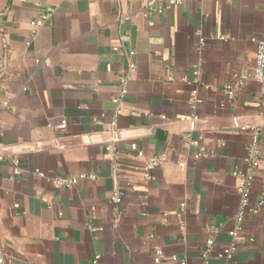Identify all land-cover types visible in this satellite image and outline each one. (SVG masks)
Instances as JSON below:
<instances>
[{
	"label": "crops",
	"instance_id": "obj_1",
	"mask_svg": "<svg viewBox=\"0 0 264 264\" xmlns=\"http://www.w3.org/2000/svg\"><path fill=\"white\" fill-rule=\"evenodd\" d=\"M147 1L0 0L4 264H90L96 255L100 264H155L158 249L160 264H203L205 255L208 264H264V214L250 213L264 209L260 89L248 81L230 100L223 92L252 69L264 0H189L152 16L151 26L140 14ZM242 127L259 129V167L246 161L252 135ZM59 136L62 151L53 146ZM188 136H202L207 158L194 159ZM131 144L166 161L145 179ZM81 175L95 178L53 186ZM247 176L249 203L232 239L236 188ZM232 243V257L218 258Z\"/></svg>",
	"mask_w": 264,
	"mask_h": 264
},
{
	"label": "built area",
	"instance_id": "obj_2",
	"mask_svg": "<svg viewBox=\"0 0 264 264\" xmlns=\"http://www.w3.org/2000/svg\"><path fill=\"white\" fill-rule=\"evenodd\" d=\"M189 0H149L147 1L143 7L142 10L140 11V14L142 18H144L147 22L148 26L152 25V20L151 17L154 15H161L166 9L171 8V7H176L180 6ZM49 15H43L41 16L40 19L37 21H34L31 23V26L33 27V33H36L37 29L40 28L46 18ZM253 42L256 45V50L254 54V60H253V66L252 69L249 73L241 74V75H234L232 76V79L226 83L223 87V92L226 96L227 99H232L234 95L236 94L237 89H240L245 83L248 81L254 82L256 85L259 86L260 89V96H259V106H260V111L264 113V25L261 26V33L258 38L253 39ZM128 71L132 72L134 71V65L130 64L128 66ZM194 75L198 74L197 68L194 69L193 72ZM129 77L127 75H123L119 79V83L122 86V89L120 91V96L123 97L127 94V89L125 88L126 83L128 82ZM186 79H184L185 81ZM193 101L190 104V108L193 111L192 114L190 115L189 119L191 120L192 124L195 125L196 122L199 120L198 116L195 114V93L193 95ZM114 103H119L118 99L113 100ZM7 106V105H6ZM222 106V105H221ZM220 106V107H221ZM116 126V119H114L111 122V127L114 128ZM57 129L63 133L64 130L66 129V122L61 121L60 124L57 126ZM241 131H249L251 133V142L248 145V156L246 158V161L251 167H259L260 160L258 159L257 156V147H258V141H259V129L257 128H252V129H247L245 127L241 128ZM189 144L188 148L192 147L196 151L194 153V159H203L207 158V153L205 152L203 146H202V136H198L197 138H189ZM53 146L54 149L58 151H62L65 149V144L63 143V136L55 137L53 139ZM131 150L135 153V157L142 162V172L145 177V179L148 177L150 171L154 170L158 166L162 165L165 161L166 158L163 154H160L155 157L151 158H146L142 151L138 148L136 144H131L130 145ZM105 151L107 154L113 153L115 151L113 143H107L105 146ZM2 159V157H0ZM13 163L15 166L18 165V161L14 160ZM182 166V165H180ZM261 167L264 169V165H261ZM15 173L18 174L19 170L18 168L15 169ZM34 173L39 176V177H44L43 173H41L39 170L35 169ZM89 178L93 180L95 178L94 175H89L88 177L85 175H81L77 178H55L52 180L53 186L56 189L66 187L70 188L75 186L80 180ZM252 178L250 176L244 177L239 181V184L237 186V193L239 195V203H240V208L241 211L236 217V227L229 233V235L232 237V239L237 238L238 233L241 231V225L243 222V210L248 206L249 203V187L251 184ZM122 194L119 191H116L113 197L111 198V201L114 204H117L120 201ZM44 202V201H43ZM17 207V205H15ZM180 211H184L185 209V203H181L179 205ZM262 211L264 214V209H262V203H259L257 209H251L250 213L252 214H257L258 212ZM211 233L216 234L218 233L217 228L213 227L211 228ZM212 241L208 240L206 242L207 248L211 245ZM236 250L235 245L232 243L227 249L221 251L218 254V258L220 259H230ZM165 258V255L163 251L157 250L155 253L154 257V263L155 264H160L161 261ZM204 261L203 264H208V261L206 260V255L203 257ZM0 264H4V257L0 253ZM90 264H100V256L96 255L94 256ZM179 264H186L185 260L182 259L179 261Z\"/></svg>",
	"mask_w": 264,
	"mask_h": 264
},
{
	"label": "water",
	"instance_id": "obj_3",
	"mask_svg": "<svg viewBox=\"0 0 264 264\" xmlns=\"http://www.w3.org/2000/svg\"><path fill=\"white\" fill-rule=\"evenodd\" d=\"M163 132H158L157 135L160 137V136H163Z\"/></svg>",
	"mask_w": 264,
	"mask_h": 264
}]
</instances>
